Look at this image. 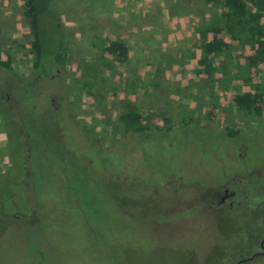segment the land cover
Listing matches in <instances>:
<instances>
[{"label": "rangeland", "instance_id": "rangeland-1", "mask_svg": "<svg viewBox=\"0 0 264 264\" xmlns=\"http://www.w3.org/2000/svg\"><path fill=\"white\" fill-rule=\"evenodd\" d=\"M54 1L61 29L42 25V40L65 61L32 82L22 0H0V264H233L260 251L264 113L231 96L264 87V62L247 68L250 51L223 35L214 75L196 70L197 29L221 7ZM127 104L141 132L123 130ZM224 188L235 195L216 204Z\"/></svg>", "mask_w": 264, "mask_h": 264}, {"label": "trees", "instance_id": "trees-1", "mask_svg": "<svg viewBox=\"0 0 264 264\" xmlns=\"http://www.w3.org/2000/svg\"><path fill=\"white\" fill-rule=\"evenodd\" d=\"M221 7L220 13L212 21L199 27V55L196 59V70L207 77L217 71L215 57L227 49L228 43L223 35H228L250 52L244 56V65L255 68L264 62V0H203ZM53 0H22L23 14L29 18L32 34L30 51L33 53L32 66L43 74L50 75L49 69L62 65L65 54L56 48L50 61L46 58L45 42L42 40V25L61 29V25L52 15ZM108 49L119 60L126 56V46L118 40L108 41ZM0 68L9 69V58L1 57ZM55 74V73H54ZM53 74V75H54ZM56 77V75H54ZM53 78V77H52ZM249 80L248 78H246ZM232 104L246 113L260 115L264 113V87H255L253 91L237 90L231 96ZM118 118L125 132L137 133L143 130L136 107L127 104ZM234 134V132H227Z\"/></svg>", "mask_w": 264, "mask_h": 264}, {"label": "flooded vegetation", "instance_id": "flooded-vegetation-1", "mask_svg": "<svg viewBox=\"0 0 264 264\" xmlns=\"http://www.w3.org/2000/svg\"><path fill=\"white\" fill-rule=\"evenodd\" d=\"M34 69V68H33ZM53 70H54V68H52L51 69V71H50V75H48V78H51V76L53 75ZM34 71H35V77L34 78H30V77H28V79L27 80H29V81H32V82H35V81H37L39 78H41V77H43V78H46L47 77V75L46 74H40L39 72H37V70L36 69H34ZM55 71V70H54ZM58 70H56V74H54V75H59L58 73ZM235 195V191H233V190H230V191H228V189L227 188H224L223 190H222V193L219 195V199H218V201L216 202V204H221V203H223V200L225 199V198H232L233 196ZM232 205V201H229L228 202V206L230 207ZM264 236H262L261 238H260V240H259V243H258V246L260 247V242H261V240H263L264 241ZM261 248V247H260ZM258 252L259 251H253L249 256H251V255H253L252 257H254V256H256V255H258ZM246 257H248V256H246ZM240 259V258H239ZM239 259H237L233 264H235ZM217 264H223V263H217Z\"/></svg>", "mask_w": 264, "mask_h": 264}, {"label": "water", "instance_id": "water-1", "mask_svg": "<svg viewBox=\"0 0 264 264\" xmlns=\"http://www.w3.org/2000/svg\"><path fill=\"white\" fill-rule=\"evenodd\" d=\"M263 239H264V238H263ZM260 247H261V250L258 252V254H263V253H264L263 240H261V242H260ZM252 256H253V255L248 256V257H242V258H240L235 264H239V263L242 262L243 260L249 259V258H251Z\"/></svg>", "mask_w": 264, "mask_h": 264}, {"label": "crops", "instance_id": "crops-1", "mask_svg": "<svg viewBox=\"0 0 264 264\" xmlns=\"http://www.w3.org/2000/svg\"><path fill=\"white\" fill-rule=\"evenodd\" d=\"M55 1H57V2L59 3V4H57V5L61 6V3L59 2V0H55ZM55 1H54V2H55ZM133 3H134V2H133Z\"/></svg>", "mask_w": 264, "mask_h": 264}]
</instances>
